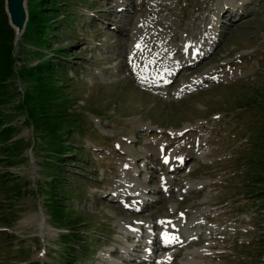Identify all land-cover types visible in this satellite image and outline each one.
I'll use <instances>...</instances> for the list:
<instances>
[{
    "label": "rangeland",
    "instance_id": "1",
    "mask_svg": "<svg viewBox=\"0 0 264 264\" xmlns=\"http://www.w3.org/2000/svg\"><path fill=\"white\" fill-rule=\"evenodd\" d=\"M28 9L44 15L45 37L29 25L15 42L0 33V264H264V0ZM146 16L167 19L172 46L194 25L217 37L165 88L128 68ZM211 68L218 79L176 92ZM189 127L202 143L178 173L150 156ZM122 180L147 207L114 198ZM161 218H180L184 241L149 256Z\"/></svg>",
    "mask_w": 264,
    "mask_h": 264
},
{
    "label": "bare ground",
    "instance_id": "2",
    "mask_svg": "<svg viewBox=\"0 0 264 264\" xmlns=\"http://www.w3.org/2000/svg\"><path fill=\"white\" fill-rule=\"evenodd\" d=\"M225 5L226 4H224V6ZM224 14L222 13L221 19ZM168 25L169 22L165 18H162L159 21L155 17L146 16L140 20V26H142V29L139 30V34L136 32L134 37H132V40H135L131 45L128 46L129 48H127V50H129L127 51V63L129 70L139 79V81H142L151 87L165 88L168 86L173 80L175 71L182 72L187 66L196 63L202 57L207 55L217 38L208 31L203 33L206 27L200 29V26L194 25L191 27L189 32L183 36V42L179 46H172L169 45L168 40L171 36H173V33L170 29H168ZM176 52H183L185 58H183V62L175 58L174 55ZM211 69L212 70L209 72H207L208 70L204 72L205 74H199L198 76H193L186 81L181 82L177 85L176 92L179 93L201 83L204 84L205 82L212 81V79H218L220 75L217 74V69ZM173 134V138H183V142L180 143L175 149L166 151V149L169 148V142L166 141L163 143L164 147H161L163 149L158 151L159 153L162 152L161 157H159L157 151L150 154V156H153L154 159H160V161H158L159 164H161V166H165V168L169 164L172 165L170 171L178 173L180 167L185 165L186 162H188L189 159L193 157L192 152L197 146L201 145L202 142L200 140V131H197L195 127H189L188 129L180 131L179 133ZM120 174L123 175L125 173L122 172ZM130 174L131 172H128V175ZM160 182L164 190V187H166L165 178L161 179ZM121 183L122 185L119 186H122L123 188L120 190H115L113 192V196L114 198L116 196L120 197L119 201L122 203V205L132 209L148 206V201H146L145 198L132 199L131 192L128 188H126V186L134 187L136 185L135 182L134 184H131L130 180H122L120 181V184ZM142 192L144 193L145 190L142 189ZM178 220H180V218L173 220L161 218L155 223H149L150 227L151 225L156 226L162 231V234L159 235V238L156 237L155 239L150 240L151 244H155L153 245L155 246V249H153V247V250H148L149 256H151L152 253L155 252V250L159 247L161 249H167L177 242L180 243L184 241L181 239V235L178 233V225L175 223V221ZM136 231L137 230H134V232ZM176 255H179V253ZM173 260L175 261L176 259L174 258ZM158 264H167V261L162 259L158 262Z\"/></svg>",
    "mask_w": 264,
    "mask_h": 264
},
{
    "label": "water",
    "instance_id": "3",
    "mask_svg": "<svg viewBox=\"0 0 264 264\" xmlns=\"http://www.w3.org/2000/svg\"><path fill=\"white\" fill-rule=\"evenodd\" d=\"M8 24L13 29L14 42L23 33L28 20L27 0H3Z\"/></svg>",
    "mask_w": 264,
    "mask_h": 264
},
{
    "label": "trees",
    "instance_id": "4",
    "mask_svg": "<svg viewBox=\"0 0 264 264\" xmlns=\"http://www.w3.org/2000/svg\"><path fill=\"white\" fill-rule=\"evenodd\" d=\"M46 9H50L49 6L47 7H42ZM34 26L38 32L41 33L43 37H45L46 32L48 31V28L50 25H48L47 21L44 20V15H38L35 11H29V16L28 20L26 22V27L27 26ZM25 27V30H26ZM24 30V32H25ZM3 32L5 37H9L10 39L13 38V29L12 27L8 24L7 21V15L4 10V1L1 0V5H0V33ZM23 32V34H24Z\"/></svg>",
    "mask_w": 264,
    "mask_h": 264
},
{
    "label": "snow or ice",
    "instance_id": "5",
    "mask_svg": "<svg viewBox=\"0 0 264 264\" xmlns=\"http://www.w3.org/2000/svg\"><path fill=\"white\" fill-rule=\"evenodd\" d=\"M139 47V46H138Z\"/></svg>",
    "mask_w": 264,
    "mask_h": 264
}]
</instances>
